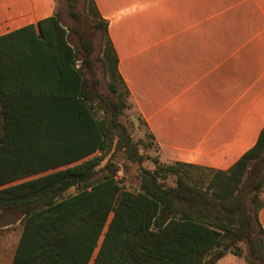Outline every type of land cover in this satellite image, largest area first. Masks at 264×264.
Listing matches in <instances>:
<instances>
[{"label": "trees", "instance_id": "1", "mask_svg": "<svg viewBox=\"0 0 264 264\" xmlns=\"http://www.w3.org/2000/svg\"><path fill=\"white\" fill-rule=\"evenodd\" d=\"M67 2L78 20L77 0ZM88 2L105 42L111 96L87 74L92 39L64 25L58 12L0 35V227L16 216L23 224L12 264H216L224 255L210 258L216 249L240 255V241L264 264V127L227 170L161 159L142 169L140 189L132 192L121 190L108 162L93 181L113 149L139 164L145 156L120 119L133 102L109 22L95 0ZM193 168L210 178L194 179ZM169 176L175 184L164 182ZM72 187L77 191L65 195Z\"/></svg>", "mask_w": 264, "mask_h": 264}, {"label": "crops", "instance_id": "2", "mask_svg": "<svg viewBox=\"0 0 264 264\" xmlns=\"http://www.w3.org/2000/svg\"><path fill=\"white\" fill-rule=\"evenodd\" d=\"M95 1L131 109L163 161L227 170L255 145L264 127V0ZM55 8V0H0V35ZM258 217L264 229V206ZM14 227H0V264L13 262Z\"/></svg>", "mask_w": 264, "mask_h": 264}, {"label": "rangeland", "instance_id": "3", "mask_svg": "<svg viewBox=\"0 0 264 264\" xmlns=\"http://www.w3.org/2000/svg\"><path fill=\"white\" fill-rule=\"evenodd\" d=\"M88 0H77L74 10L80 14V18L76 20L71 15V9L68 5L67 0H55L56 8L55 12H58L61 16L62 23L71 28H78V33L88 36L93 41V51L90 54V59L93 63L92 69L93 74L90 75L92 78L97 80V87L99 91L107 96H111V93L108 88V77L105 71V65L103 62V46L105 44L103 40V34L100 29L94 27V18L88 13ZM79 34L75 33L72 38L73 42L78 41ZM102 111L97 113L98 117H101ZM122 122H124L132 135L134 141L138 143L140 152L145 156L143 163L139 164L137 161L129 160L123 151H114L106 153L104 159L99 165V172L94 177L93 181H97L102 177V175L107 172L106 164L111 162L108 166L115 170L116 179L118 180L121 190H127L136 192L140 189L141 184V172L142 169H151L153 170L158 163H161V157L159 156V150L157 143L150 137L148 129L144 125L143 121L137 115V113L132 109H127L123 115L120 116ZM102 152H96L92 156H100ZM191 175L194 179L203 178L207 181L211 173L206 170L201 169H191ZM264 177V174L262 175ZM161 180V179H160ZM163 181V180H162ZM167 185L175 184V176H169L164 180ZM77 191V188H70L65 195L73 194ZM260 201H264V189L260 192ZM252 193H248L246 196V201L249 205L251 215L254 214L256 210L255 204L251 201L250 197ZM19 216H16V222L14 227V236L17 238L20 232H22L23 224L19 219ZM6 220H10V217H7ZM238 245L241 249V254L236 255L233 253V249H224L220 247L216 249L211 255L215 256L216 253L223 251V256L221 260L216 262V264H248L247 257H250L254 264H263L259 258L252 257V249L249 246L247 241H240ZM264 258V248L260 251Z\"/></svg>", "mask_w": 264, "mask_h": 264}]
</instances>
